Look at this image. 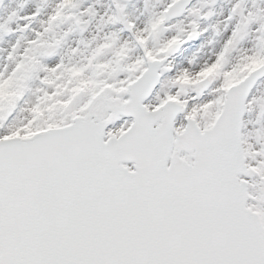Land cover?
<instances>
[{
  "label": "snow or ice",
  "instance_id": "obj_1",
  "mask_svg": "<svg viewBox=\"0 0 264 264\" xmlns=\"http://www.w3.org/2000/svg\"><path fill=\"white\" fill-rule=\"evenodd\" d=\"M21 7L0 264H264V0Z\"/></svg>",
  "mask_w": 264,
  "mask_h": 264
},
{
  "label": "rangeland",
  "instance_id": "obj_2",
  "mask_svg": "<svg viewBox=\"0 0 264 264\" xmlns=\"http://www.w3.org/2000/svg\"><path fill=\"white\" fill-rule=\"evenodd\" d=\"M38 0H28V6H35ZM24 0H2L0 2V18L7 17L9 13L18 11L21 14H26L27 8H22L21 4Z\"/></svg>",
  "mask_w": 264,
  "mask_h": 264
}]
</instances>
